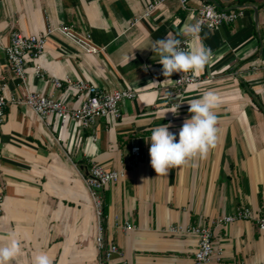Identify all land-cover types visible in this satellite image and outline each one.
Returning <instances> with one entry per match:
<instances>
[{
	"label": "crops",
	"instance_id": "obj_1",
	"mask_svg": "<svg viewBox=\"0 0 264 264\" xmlns=\"http://www.w3.org/2000/svg\"><path fill=\"white\" fill-rule=\"evenodd\" d=\"M151 1L0 0V94L4 81L8 94L25 93L15 87L3 48L11 31L42 32L59 25L90 33L104 51L85 53L55 32L38 60L43 68L107 91L130 88L138 93L122 103L119 118H99L89 128L69 120L60 144L54 138L56 116L50 117L48 128L28 107L8 104L0 126V237L15 231L21 239L23 253L15 264H31L41 252L53 264L102 262L104 251L96 246L99 219L82 175H88L92 161L109 169L126 165L134 142L144 157L100 192L106 245L115 243L120 250L108 264H195L197 236L171 227L210 224L242 206L264 214V0H189L187 8L180 0H167L147 14ZM208 1L245 13L218 30H202L198 40L190 41L188 48L203 43L211 49L213 60L199 73L215 77L188 86L173 114L168 97L173 75H162L150 46L165 36L179 38L183 26L195 21L197 8ZM50 79L48 74L36 76L30 62L29 91L79 106L73 89L53 88ZM209 90L220 97L215 148L207 159L195 160L194 167L157 176L150 164L151 130L171 124L169 131L178 139L191 116L188 103ZM127 221L136 229L126 230ZM213 231L214 245L224 250L223 264L263 262L264 235L256 220L213 226Z\"/></svg>",
	"mask_w": 264,
	"mask_h": 264
},
{
	"label": "built area",
	"instance_id": "obj_2",
	"mask_svg": "<svg viewBox=\"0 0 264 264\" xmlns=\"http://www.w3.org/2000/svg\"><path fill=\"white\" fill-rule=\"evenodd\" d=\"M165 1L167 0L151 1L146 13L149 14ZM188 2L189 0H180L183 8H187ZM244 13L242 9H222L208 1L197 8V17L193 23L199 22L201 24V31L204 29L218 30L223 25H230L236 22L240 17L244 16ZM55 32L69 39L85 53L96 54L104 51V47L94 44L90 33L78 32L71 26H50L42 32H26L23 29H13L11 31L10 42L3 48L13 73L15 87L16 89H25V93L14 96L10 95L7 93L8 83L3 82V93L0 94V126L5 121L6 107L8 104L24 105L48 128L51 126L50 117L56 116L58 118L59 129L54 138L60 144L64 127L69 120H75L82 128H89L99 118H106L108 116L119 118L122 115V103L126 100L135 99L138 93L130 88L107 91L86 79H74L70 75H65V77L61 78L50 74L47 69L38 63V60L49 44V37ZM179 39L182 42L181 46L185 49L189 47V43L192 40L183 35ZM30 62L33 64V72L36 76L40 78H44L47 74L51 76L50 82L53 88L60 90L73 89L78 99H80L79 106H70L52 94L29 91L27 88V79ZM214 77V74L211 73H173V81L169 86L168 92L172 106L176 108L177 104L180 105V99L188 86L213 79ZM131 154V160H128L126 165L114 169H109L100 163L92 161L89 166L88 175H82V179L89 191L90 199L94 204L99 219L96 246L100 251H104V259L100 264H108L114 254L120 253L119 247L115 243L106 245L105 242L103 227L100 224L103 219V200L100 192L109 184L124 178L126 169L144 157V152L137 142L133 143ZM2 199L3 194L0 189V204ZM245 219L256 220L259 229L264 235V214L259 215L249 206H242L230 215L214 219L210 224L192 225L188 227L179 225L177 227H171L170 230L197 236L198 244L194 253L195 264H210L214 259L218 261V264H223L224 250L222 247H216L214 245L213 226ZM124 227L126 230L136 229V226L130 221H127ZM261 264H264V260Z\"/></svg>",
	"mask_w": 264,
	"mask_h": 264
},
{
	"label": "clouds",
	"instance_id": "obj_3",
	"mask_svg": "<svg viewBox=\"0 0 264 264\" xmlns=\"http://www.w3.org/2000/svg\"><path fill=\"white\" fill-rule=\"evenodd\" d=\"M201 24L186 23L181 35L193 40L199 39ZM175 35L158 39L150 46L157 62L162 65V75L167 79L173 73H199L213 60V52L203 43L191 48H183ZM147 70V66H145ZM182 78V77H181ZM190 118H186L177 135L170 132L171 124H161L151 130L150 164L157 176H167L173 168L195 166L194 161L207 159L215 148L219 128L216 110L220 105L219 95L209 90L189 103ZM179 104L172 112L177 114ZM0 240V264H15L23 253L22 241L15 231L8 232ZM31 264H53V259L45 252L32 257Z\"/></svg>",
	"mask_w": 264,
	"mask_h": 264
},
{
	"label": "water",
	"instance_id": "obj_4",
	"mask_svg": "<svg viewBox=\"0 0 264 264\" xmlns=\"http://www.w3.org/2000/svg\"><path fill=\"white\" fill-rule=\"evenodd\" d=\"M254 10H255V21L258 25V9L256 7H254Z\"/></svg>",
	"mask_w": 264,
	"mask_h": 264
},
{
	"label": "trees",
	"instance_id": "obj_5",
	"mask_svg": "<svg viewBox=\"0 0 264 264\" xmlns=\"http://www.w3.org/2000/svg\"><path fill=\"white\" fill-rule=\"evenodd\" d=\"M105 215H106V211H105L104 206H103V219H104ZM103 219H102V222H103Z\"/></svg>",
	"mask_w": 264,
	"mask_h": 264
}]
</instances>
